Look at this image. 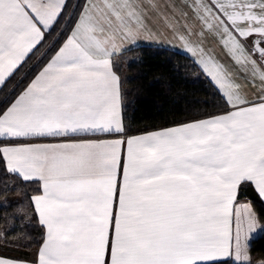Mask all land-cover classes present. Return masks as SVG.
<instances>
[{"label": "snow or ice", "instance_id": "obj_1", "mask_svg": "<svg viewBox=\"0 0 264 264\" xmlns=\"http://www.w3.org/2000/svg\"><path fill=\"white\" fill-rule=\"evenodd\" d=\"M65 6L0 0V86L55 31ZM157 7L85 0L51 59L0 106V166L40 184L31 197L45 229L36 264H251L250 240L264 228L237 199L247 184L264 198V0H191L199 31L186 25L176 35L198 55L220 114L126 140L82 138L125 132L112 57L150 36L144 21ZM206 33L239 72L208 54ZM43 139L59 142H29Z\"/></svg>", "mask_w": 264, "mask_h": 264}, {"label": "trees", "instance_id": "obj_2", "mask_svg": "<svg viewBox=\"0 0 264 264\" xmlns=\"http://www.w3.org/2000/svg\"><path fill=\"white\" fill-rule=\"evenodd\" d=\"M84 3L85 0L66 1L55 31L46 35L38 49L29 54L19 71L0 87V106H6V101L13 100L54 55L55 50L67 38ZM119 62L115 69L123 74L121 92L125 135L203 119L222 111V101L213 84L188 56L178 51L156 46H138L121 53ZM9 183L14 185L10 195L15 199L12 203L0 206V227L10 225L6 216L11 213L17 215L20 208L29 212L31 221H15L14 227H19L20 232H23L24 245L20 250H0V256L34 260L42 244L44 230L38 222L31 197L40 192V186L36 182H23L16 176L7 174L0 166V200L8 195ZM237 200L250 203L264 228V202L254 187L251 184L243 185ZM250 258L253 262L264 263V230L250 241Z\"/></svg>", "mask_w": 264, "mask_h": 264}, {"label": "crops", "instance_id": "obj_3", "mask_svg": "<svg viewBox=\"0 0 264 264\" xmlns=\"http://www.w3.org/2000/svg\"><path fill=\"white\" fill-rule=\"evenodd\" d=\"M66 1L67 0H65V3H66ZM146 2H147V0H146ZM151 2L156 4L158 7H157V9H151L150 8L148 10V13H147V18L144 21L145 24L147 25L148 29L150 30V36L148 33H145L135 43L125 42L122 45V48L124 50L112 57L113 65H114V71L117 73V75H119L120 79L122 80L123 74H119L115 69L120 64L119 55L121 53H123V52H125L128 49L133 48V47L156 46V47H163V48L175 50V51H178V52L188 56L191 59V61L193 62V64H195V66H197V68L202 72L201 66L197 63L198 55L194 56L191 52H189L186 49L184 43L176 38L177 34H181V33L186 34V32H187V29L185 27L186 25H188V26L194 25L195 26L194 31L195 32L199 31V22L194 20L192 10L190 8L191 0H151ZM189 39H190L193 46L199 44L200 40H201V38L198 37L197 35H192L191 37H189ZM202 46L208 51V54L212 55L216 60H218L219 62L225 64L226 66H228L230 68H232V70L234 72H239L238 69L233 67L232 61L229 59L225 50L221 47V45L218 43V41L215 38H213L211 35H209L207 33L205 34V36L203 37ZM256 58L258 59V57H256ZM207 78L211 82L210 78L209 77H207ZM239 82L241 84H245L242 73H239ZM245 88L250 94L255 91V89H253L251 84H246ZM170 127H172V126H170ZM166 128H168V127H166ZM160 129H164V128H160ZM160 129L151 130L148 132L139 133V134H135V135H125V133H123V134L97 133V134H89V135L84 136L82 138L92 139V140H115V139L126 140L128 137H131V136L143 135V134L151 133V132H154V131H157ZM29 142H32V143H50V142L54 143V142H59V141L58 140H51V139H43V140H32ZM125 157H126V144L121 149V171H122L123 162H124ZM13 176H15V175H13ZM23 182H36L37 184H39L38 181H23ZM39 186H40V184H39ZM39 194H41V193L39 192L36 195H39ZM261 199L264 202V198H261ZM237 204L242 205V204H250V203L243 202V201L240 202L237 200ZM32 205L34 208L33 203H32ZM35 214H36L37 219H38V214L37 213H35ZM43 230L45 233L44 227H43ZM261 231L262 230H257V232L255 234H253L254 238L256 236H258ZM38 251H39V249L37 250L36 257L34 260L33 259L32 260L16 259V260L27 261L28 264H36L37 259H38ZM0 258H10V257L0 256ZM11 259H15V258H11ZM251 264H264V263L262 261L253 262L251 260Z\"/></svg>", "mask_w": 264, "mask_h": 264}, {"label": "rangeland", "instance_id": "obj_4", "mask_svg": "<svg viewBox=\"0 0 264 264\" xmlns=\"http://www.w3.org/2000/svg\"><path fill=\"white\" fill-rule=\"evenodd\" d=\"M14 185L12 183H9L7 185L8 189V195H6L5 199L0 200V205L12 203L15 199L12 195H10L11 190H13ZM23 220L25 223H28L31 221L30 214L24 208H20V211L17 213V215H14V213L9 214L6 216L7 222L10 223V225H7L5 227H0V246L3 248H0V250L4 249H16L22 248L24 245V239L23 235L20 232L21 229L19 227H14L15 221L20 222L19 220Z\"/></svg>", "mask_w": 264, "mask_h": 264}]
</instances>
